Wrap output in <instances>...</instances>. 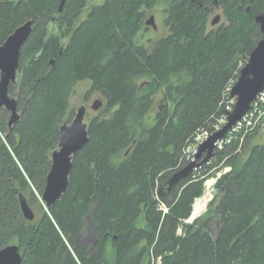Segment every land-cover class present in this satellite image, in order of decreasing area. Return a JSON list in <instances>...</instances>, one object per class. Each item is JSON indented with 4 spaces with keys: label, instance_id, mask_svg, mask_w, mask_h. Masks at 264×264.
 <instances>
[{
    "label": "trees",
    "instance_id": "16d2710c",
    "mask_svg": "<svg viewBox=\"0 0 264 264\" xmlns=\"http://www.w3.org/2000/svg\"><path fill=\"white\" fill-rule=\"evenodd\" d=\"M159 2L167 6V35L137 44ZM59 5L0 3V45L32 21L9 86L19 121L9 128L0 109V249L18 246L21 264H264L258 129L239 152L237 141L215 151L210 164L161 193L188 164L184 151L195 133L213 132L225 87L262 39L254 18L264 14V0H65L58 13ZM215 10L223 22L210 27ZM85 80L103 107L72 158L65 193L45 209L39 198L59 128L73 119L68 101ZM225 158L231 172L206 212L185 224L206 175ZM21 194L32 211L39 206L32 222L21 212Z\"/></svg>",
    "mask_w": 264,
    "mask_h": 264
},
{
    "label": "water",
    "instance_id": "95a60500",
    "mask_svg": "<svg viewBox=\"0 0 264 264\" xmlns=\"http://www.w3.org/2000/svg\"><path fill=\"white\" fill-rule=\"evenodd\" d=\"M6 1L8 0H0V3ZM64 2L65 0H60L58 13L61 12ZM220 19L221 15H216L211 25L217 26ZM254 22L259 27L262 39L251 51L230 92V97L235 99V104L233 109L226 113V124L199 145L194 160L174 173L161 189V193L170 191L179 183L186 181L196 169L207 164L214 156L215 143L223 139L227 132L251 110L257 96L264 91V14L255 16ZM146 25L155 28L152 16L146 21ZM31 31L32 21L30 20L15 29L0 45V109H4L9 114V128L20 118L17 112V100L9 95V86L17 81L20 50ZM102 107L103 102L99 99L91 105L93 111H98ZM85 115L86 108L81 106L73 120L70 123H63L59 128L58 148L52 153L50 171L40 198L45 209H49L58 202L65 193L72 158L88 143V125L84 122ZM19 204L23 217L27 221H34L35 214L22 194L19 196ZM22 258L19 247L16 245L0 249V264H21Z\"/></svg>",
    "mask_w": 264,
    "mask_h": 264
},
{
    "label": "built area",
    "instance_id": "2783aa9c",
    "mask_svg": "<svg viewBox=\"0 0 264 264\" xmlns=\"http://www.w3.org/2000/svg\"><path fill=\"white\" fill-rule=\"evenodd\" d=\"M236 80L230 81L225 87V90L222 95L224 110H223L222 115L216 120L215 125H213L214 127L213 132H209L208 130H204V129L197 131L195 135L193 136L192 141L190 142V144L187 146L186 150L184 151V156H185V160L187 161V163H190L194 160V155L196 154L199 145H201L204 141H206L211 134L219 131L226 124V113L230 112L233 109V106L235 104V99L230 97V92ZM263 125H264V91L257 96L256 101L252 104L251 110L247 114H245L241 118V120H239L230 129V131L227 132V134L224 136L223 139L215 143L214 152L223 150L227 145H230L231 143L235 141L239 142L238 149L236 150V152H239L240 145H242L245 138L251 135L257 129L261 128ZM213 158L205 165L210 164L213 161ZM226 161H227V158H225L222 161V163L224 164ZM202 167L203 166L199 167L194 172H196L197 170L198 171L201 170ZM214 169H212L210 173L206 175L208 177H206L203 182L202 195L194 200L193 205H192L191 215L188 219L184 221L185 224H191L194 220L201 217V215L206 211L207 205L214 199V191H215L217 182L223 176L230 173L232 170V167L230 165H226L222 169H219V170L217 169L218 171ZM215 172H216L215 176L212 177ZM212 173L213 175H211ZM203 178L204 177H202V179ZM156 199H158L157 196H156ZM198 201H203L204 209L197 217H192L194 206ZM159 209L160 211L163 212V214L168 212V208L166 207L164 203L159 204ZM177 234L178 235L182 234L180 227L177 230ZM155 264H161V258H158L155 261Z\"/></svg>",
    "mask_w": 264,
    "mask_h": 264
},
{
    "label": "rangeland",
    "instance_id": "374dc122",
    "mask_svg": "<svg viewBox=\"0 0 264 264\" xmlns=\"http://www.w3.org/2000/svg\"><path fill=\"white\" fill-rule=\"evenodd\" d=\"M101 2H102V0H90V3L92 5H99ZM165 7H167V6L164 5L163 2H159L157 4V6L154 7V9H152L151 11L148 12L147 20L152 16L154 18L155 28H153L152 26H149L147 29H143L142 31H140L138 33V35L136 36V38H135V41H136L137 44H142V45L147 46L148 45V41H155V40H158L161 37H164V36L167 35V30H166V27L164 25V13H163V10L165 9ZM215 14H220V11L219 10H215V12L212 15V18L215 16ZM219 22L222 23L223 21L221 20ZM210 27H215V26L211 25ZM89 87H90V83H89V81H86V80L78 83L74 87L72 95L70 96L69 101H68L69 102V110H68V113H67L69 115V112L73 111L74 114H75L76 111L81 106H84L86 108V115H85L84 122L87 125L102 110L101 108L98 111H93L91 109V105L93 104V102L95 100L99 99V100L102 101V99L99 96V94H97V93H89ZM253 144H264V125L261 128L258 129L256 137L253 140ZM226 165H229V164L220 163L217 166V168H215V169L216 170L217 169L218 170L222 169ZM199 171H201V170H199ZM216 172L214 173V175H213V173L211 174V175H213L212 177L215 176ZM198 176H201V175H198ZM216 192H217V189L215 187L214 196L216 195ZM27 199H28V197H27ZM39 200H40V198H39ZM40 203H42L41 200H40ZM207 207H208V205H207ZM207 207H206V210H207ZM33 211L35 212L36 216L38 217L40 213H39V206L37 204L33 206ZM180 228H181V233H182L183 229H182V227H180ZM92 239L93 238H91V237L89 238V241L91 243L93 242Z\"/></svg>",
    "mask_w": 264,
    "mask_h": 264
},
{
    "label": "bare ground",
    "instance_id": "6f19581e",
    "mask_svg": "<svg viewBox=\"0 0 264 264\" xmlns=\"http://www.w3.org/2000/svg\"><path fill=\"white\" fill-rule=\"evenodd\" d=\"M204 209V203L203 201H198L193 209L192 217H197Z\"/></svg>",
    "mask_w": 264,
    "mask_h": 264
}]
</instances>
